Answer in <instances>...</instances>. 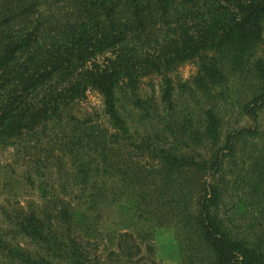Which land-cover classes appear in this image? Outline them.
Returning a JSON list of instances; mask_svg holds the SVG:
<instances>
[{
  "label": "trees",
  "instance_id": "1",
  "mask_svg": "<svg viewBox=\"0 0 264 264\" xmlns=\"http://www.w3.org/2000/svg\"><path fill=\"white\" fill-rule=\"evenodd\" d=\"M263 32L264 0H0V149L61 128L72 185L85 198L4 210L0 260L161 264L154 243L131 232H116L108 247L101 238L99 204L117 201V189L136 196L141 215L146 207L195 233L191 257L209 253L198 264H264V222L259 233L236 234L219 210L226 160L260 135L257 126L224 135L219 107L232 86L244 115L264 112ZM185 63L196 73L177 86L173 73ZM89 92L102 115L86 108ZM122 102L152 132L132 131ZM252 152L250 186L264 201V154Z\"/></svg>",
  "mask_w": 264,
  "mask_h": 264
},
{
  "label": "rangeland",
  "instance_id": "2",
  "mask_svg": "<svg viewBox=\"0 0 264 264\" xmlns=\"http://www.w3.org/2000/svg\"><path fill=\"white\" fill-rule=\"evenodd\" d=\"M264 48L263 42L260 49ZM196 66L193 63H185L173 73L175 84L190 79L196 73ZM157 82L156 79H152ZM150 90V87H146ZM221 102L220 110L223 116V132L239 129L243 126L258 127L259 136L247 137L241 140L237 147L234 161L226 160L224 173L228 181V188L220 204V214L227 221L233 232L236 234L249 235L253 232L263 230L264 222V201L256 197L251 190V179L249 165L251 151L253 156L264 154V112L260 113L254 121L250 116L244 115L240 110L237 95L234 88L225 95ZM181 102L192 106V101H187L188 96L184 93L179 97ZM85 106L90 112H98L102 115V100L95 92H89ZM122 112L127 117L130 129L138 132L140 136L147 135L151 131L148 119L143 117L141 111L134 110L125 102ZM107 120L102 124L107 125ZM61 128L50 130L47 134L39 137L36 144L24 143L16 147L0 149V228H6L7 222L4 217V210L12 212L16 208L25 210L35 209L44 211L46 207H53L51 199L66 198L74 203L85 200L81 192L72 185L65 141L62 138ZM34 144V145H33ZM207 154V151H204ZM147 163V162H146ZM145 164V162H143ZM148 168H152L147 166ZM39 168L40 170H37ZM212 181L214 176L210 177ZM209 179V180H210ZM118 193L117 201L107 197L100 201L101 218L99 227L101 238L105 240L108 247L110 238L116 232L128 231L134 234V238L146 244L144 240L155 245L154 259L161 264H198V260L205 261L207 253L205 248L194 250L195 256L191 257L190 245L194 239V234H187L178 225L169 224V216L157 214L144 207V212L140 213L135 202V195H130L121 190ZM168 207H165V212ZM165 216V217H163ZM98 227V228H99ZM196 236V234H195ZM13 242H20L30 246L29 241L22 237L9 235ZM144 248V245L142 246ZM106 248V247H105ZM145 249V248H144ZM106 250V249H105ZM105 250L104 253H105ZM145 255L147 252H144ZM192 254V255H191ZM206 254V256H204ZM194 263L193 261L195 260ZM0 264H5L0 260Z\"/></svg>",
  "mask_w": 264,
  "mask_h": 264
}]
</instances>
